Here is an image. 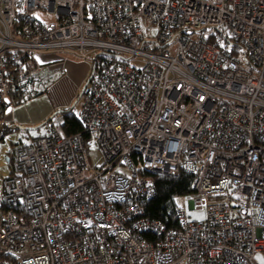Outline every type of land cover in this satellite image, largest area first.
<instances>
[{
  "label": "built area",
  "instance_id": "built-area-1",
  "mask_svg": "<svg viewBox=\"0 0 264 264\" xmlns=\"http://www.w3.org/2000/svg\"><path fill=\"white\" fill-rule=\"evenodd\" d=\"M66 50L92 63L84 130L12 147L0 264H264V0H0V115L48 93L37 56ZM181 171L205 218L168 227L147 174Z\"/></svg>",
  "mask_w": 264,
  "mask_h": 264
},
{
  "label": "crops",
  "instance_id": "crops-1",
  "mask_svg": "<svg viewBox=\"0 0 264 264\" xmlns=\"http://www.w3.org/2000/svg\"><path fill=\"white\" fill-rule=\"evenodd\" d=\"M61 51L58 52H42L39 54V60L54 71H59L62 75L64 72H69L67 81L60 84L56 83L49 87L48 94L38 95L33 99L22 101L21 103H12L13 98H8V105L0 115V138L3 137V129L11 128V130H22V134L18 140L11 144L7 152L8 161V176L11 172L9 161L10 152L14 144L27 142L33 135L24 131L25 129H36L41 127L43 123L56 112L57 109H64L67 106L65 92L68 89L70 82H74L76 87V94L81 89L85 81H88L92 72V63L89 60L75 61L72 58L62 56ZM81 64V65H78ZM65 80V79H63ZM64 107V108H61ZM19 126V127H17ZM27 127V128H21ZM35 127V128H32ZM11 137V135L8 136ZM4 177V176H3Z\"/></svg>",
  "mask_w": 264,
  "mask_h": 264
},
{
  "label": "trees",
  "instance_id": "trees-1",
  "mask_svg": "<svg viewBox=\"0 0 264 264\" xmlns=\"http://www.w3.org/2000/svg\"><path fill=\"white\" fill-rule=\"evenodd\" d=\"M61 52H70V53L77 54L75 52L67 51V50L61 51ZM37 58H38V61L42 64V66L45 67L49 65V64L41 62L39 60V55L37 56ZM83 59L88 60V61L90 60L89 58H83ZM58 74H61V73L59 71H55V77L53 81L56 80ZM53 81H51L48 84L49 87L51 86ZM33 98L32 97H26V98L24 97L22 99L13 98L11 101L12 103H21L22 101H27ZM54 117L50 121L47 122V123H50V129H51L52 124L57 122V121H54ZM59 117H60V121H58V123L61 124V129L65 136H71L76 133L82 132L84 130V124L81 118V112H75L72 109L66 108L65 112L59 114ZM17 144L18 143L14 144L13 146H16ZM147 176L150 177L155 182L157 194L152 199H142L141 200V204L145 208L146 215L150 218L157 219V220L164 222L168 227H174V228L178 227L177 210L180 206L177 202V198L183 197L194 191L193 189L194 176L185 171H181L176 176L160 175V174H155V173H149L147 174Z\"/></svg>",
  "mask_w": 264,
  "mask_h": 264
},
{
  "label": "rangeland",
  "instance_id": "rangeland-1",
  "mask_svg": "<svg viewBox=\"0 0 264 264\" xmlns=\"http://www.w3.org/2000/svg\"><path fill=\"white\" fill-rule=\"evenodd\" d=\"M36 17L44 20V21H50V20H56L58 19V14L57 13H50L48 10L45 9H41L40 11H38L37 13H35ZM214 29L212 28H207L199 33H195L196 35H205L206 37L209 36V34L213 33ZM195 35V38H200L198 36ZM59 53V52H58ZM63 54H61L64 57H68V58H72L75 61H85V59H83L82 57H80L77 54L74 53H70V52H61ZM143 61L142 60H133L132 65L136 66V67H141L143 66ZM81 65V64H78ZM243 66L247 67V64H243ZM69 76V72L67 71L64 72V75L58 74L57 78L55 81L52 82L51 85H55L56 83L60 84L62 82L67 81ZM65 79V80H63ZM87 83V80L85 81V83L82 85L81 89L78 91V94H76V87L77 85L74 82H70L68 85V89L65 92V98H66V102H67V106L61 107L64 109H57L58 110H65L66 108L68 109H72L75 112H80V109L82 107L83 104V99L84 96L82 94L84 87ZM49 91V88H48ZM48 94V93H46ZM54 121H60V117L59 114L56 115L54 117ZM53 121V122H54ZM27 128V127H25ZM34 128V127H32ZM50 130V123H47L39 128L36 129H25L24 131H26L27 133L33 135V137L38 136V135H44L49 133ZM3 137L4 138H0V182H1V178L3 176H6V174H8V161H7V152L9 151L11 144L15 141L18 140L19 136L22 134V130H11V128L8 129H3ZM11 135V137L8 136ZM30 141V138L27 140L26 143H28ZM89 160L92 166H102L104 163V158L101 154L100 151L98 150H93L90 152L89 154ZM122 172L126 173V174H130V172L125 168V167H121ZM177 202L179 204V206L181 207H185L191 218L192 219H197V220H202L205 218V211L204 210H195L193 209L189 203L185 202V199L183 197H178L177 198ZM222 202H228L227 197H221V198H217V197H211L209 199V203L210 204H215V203H222Z\"/></svg>",
  "mask_w": 264,
  "mask_h": 264
},
{
  "label": "water",
  "instance_id": "water-1",
  "mask_svg": "<svg viewBox=\"0 0 264 264\" xmlns=\"http://www.w3.org/2000/svg\"><path fill=\"white\" fill-rule=\"evenodd\" d=\"M85 87H86V85H85ZM85 87H84V89H85ZM83 92H84V90H83ZM83 92H82V94H83ZM63 112H65V110H58V111H56L52 116H50L43 124H45V123H47L48 121H50L56 114H60V113H63ZM17 127H19V126H17ZM21 128H25V127H21ZM35 128V127H34Z\"/></svg>",
  "mask_w": 264,
  "mask_h": 264
}]
</instances>
